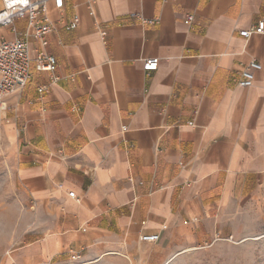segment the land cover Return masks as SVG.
Returning <instances> with one entry per match:
<instances>
[{"label":"crops","instance_id":"0c3cea01","mask_svg":"<svg viewBox=\"0 0 264 264\" xmlns=\"http://www.w3.org/2000/svg\"><path fill=\"white\" fill-rule=\"evenodd\" d=\"M51 15L53 73L36 69L27 18L0 26V42L28 34L33 59L1 126L34 217L19 263L110 251L163 261L229 222L237 235L243 220L264 223V33L240 34L264 19V0H67ZM252 59L262 69L243 87ZM150 233L159 240L141 239Z\"/></svg>","mask_w":264,"mask_h":264},{"label":"rangeland","instance_id":"374dc122","mask_svg":"<svg viewBox=\"0 0 264 264\" xmlns=\"http://www.w3.org/2000/svg\"><path fill=\"white\" fill-rule=\"evenodd\" d=\"M3 123V122H2ZM0 123V264H21L17 250L27 239V226L34 217L27 211L23 193L15 171L9 143ZM230 223V222H229ZM227 223L215 235L184 245L173 251L166 260L152 262L140 259V252L110 251L101 256L72 262L71 254L51 263L33 264H264V223L257 219L240 222L241 234L230 233ZM144 253L142 256L153 255Z\"/></svg>","mask_w":264,"mask_h":264},{"label":"built area","instance_id":"2783aa9c","mask_svg":"<svg viewBox=\"0 0 264 264\" xmlns=\"http://www.w3.org/2000/svg\"><path fill=\"white\" fill-rule=\"evenodd\" d=\"M66 5L67 0H3V8L0 10V26H10L15 29V19L27 18L32 34L40 42L41 47L37 49L35 57L38 71L53 73L58 67L56 55L48 52L45 47L49 44L50 34L55 30V21L51 15L52 7L63 12ZM130 15L139 18L142 22H157L156 19H146L140 12H131ZM184 22L193 27L195 15L187 14ZM80 23L81 15L75 12L65 19L64 28L66 31H72ZM255 33H264V19H260L252 28L240 31V34L245 37H251ZM102 34H107L106 28L102 29ZM32 60L31 41L28 34L11 40L3 39L0 42V123L4 121L10 108L7 100L9 94L23 89L32 80ZM159 65L158 57H148L143 61L146 71L157 70ZM260 69H262V63L257 59H252L245 64L240 71L239 85L251 86L256 78V72ZM44 89L45 86L41 88V90ZM76 110L79 108L76 107ZM126 128L127 126L124 125L123 129ZM70 195L75 196V192L70 191ZM159 237V233L141 235L142 240L149 242H156ZM82 258L81 253L73 252L70 256L72 262H80Z\"/></svg>","mask_w":264,"mask_h":264}]
</instances>
